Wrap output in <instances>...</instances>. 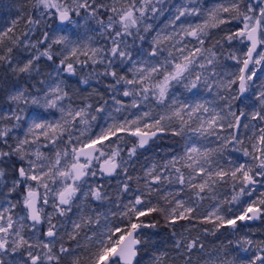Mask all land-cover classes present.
Here are the masks:
<instances>
[{"label":"snow or ice","instance_id":"snow-or-ice-1","mask_svg":"<svg viewBox=\"0 0 264 264\" xmlns=\"http://www.w3.org/2000/svg\"><path fill=\"white\" fill-rule=\"evenodd\" d=\"M157 4H163V0H111V3L98 0H35L32 12L26 19L28 31L23 33L22 39L16 37L11 28L0 32V45L6 47L5 54L0 55V62L6 63L18 75L33 78V73L39 75L41 72L39 64L42 59L54 61L59 56L63 58L59 59L55 68L58 78L64 74L77 75L78 66L80 70L103 67L102 72L95 74L111 78L112 82L105 86V90L110 93V99L115 105L114 112L120 114L127 109H136L138 113L131 119L127 116L118 119L110 111L106 119L112 122L106 127L97 125L100 130L93 133L90 121L97 119L96 115L91 114L93 105L85 100L83 107H73L71 104L65 106L63 102L69 98V94L63 86V80L57 79L54 86L49 84L46 91L43 87L36 89V95L27 88L13 87L8 98L19 111L0 116V120H15L13 128L19 127L20 122L24 121L27 132L23 139H18L12 146L7 144L12 128L0 129V139L9 148V151L0 150V164L11 162L14 158L15 178L8 192L23 191L17 203L0 211V264H61L64 256L72 257L70 264H141L142 256H148L150 264H167L168 252H175L184 260V264H192L193 252L204 250L199 237L188 240L181 235L177 238V233L173 231L170 237L172 247L160 251L161 244L167 241H154L153 237L160 233L148 231L157 229L159 221L146 218L159 214L169 228H174L180 221H188L191 225L196 218L199 201L205 199L204 194L210 193L215 199L216 186L226 184L229 180L232 181L233 195L223 203L243 205V197L251 202L241 207L238 215L229 209V215L226 216L221 202L217 200L213 211L202 216L201 222L213 224L215 231L225 225L238 230V226L244 225L246 221L264 218V192L257 199H252L258 186L264 188V126L259 127L258 135L254 132L253 137H249L254 141L249 151L243 147L244 141L240 136L241 128L250 127V124L242 123V118L248 114L240 110L237 115V111L233 110L234 102L243 104L246 94L255 84L256 66H264V0H226L207 10L202 23L185 26L181 23L183 17H199L202 12L197 0H188L176 8V14L169 20L174 31L158 33L153 37L150 52L145 53L140 49L134 56L128 40L132 38L133 44L137 38L145 40V36L140 33L143 31L147 34L153 30L152 24L146 23L150 14L154 18L164 11L163 8H157ZM82 10L89 18L96 20L105 45H86L85 51L69 35L64 34L77 35L79 20L74 17H79ZM104 14H107L106 22L102 18ZM49 19L58 20L56 28L49 26ZM233 21L237 22L236 30L230 32L224 40L230 47L233 42L240 45V49L229 52L226 57L236 62L238 73H225L229 79L214 82L227 93L221 97L225 101L224 107L217 110L215 107H206L205 103H185L171 94L176 84H183L190 93L198 89L201 82L205 87L212 88L213 85L208 83L210 76L205 74L208 66L212 67V76L220 73L216 72L218 54L212 48H204L205 40L210 38L208 30ZM16 23L13 21V25ZM57 32L60 34H55ZM187 38L194 39L199 46L189 48L183 44ZM6 42L11 43L12 47H7ZM169 43L171 47L165 55V46ZM181 44L183 46H178ZM217 44L220 42L217 41ZM54 46H61V51L54 52ZM14 48L23 49L15 66L12 56ZM245 48L242 55H237V51ZM81 56L84 59L81 60ZM70 59L72 62H69ZM197 67L200 71H196ZM40 83L43 85V81ZM80 83L88 84L89 80L83 79ZM259 88L260 91L254 93L259 108L251 113V120L264 122V83ZM41 92L42 96L39 94ZM124 98H129L130 102L125 103ZM99 99L103 100V97ZM29 105L34 108L26 117L24 113ZM107 105L108 101L104 100L95 108L96 113L105 112ZM40 108H57L61 117L56 121L48 120ZM142 108L147 110L141 112ZM77 125H83V130L78 129ZM251 127L255 129L256 126ZM218 130L228 131V136L221 137ZM74 131L78 132L75 136ZM169 131L172 136L191 133L183 154L173 155L163 164L154 163L147 168L145 176L150 179L145 181L146 191L137 189L139 194L133 195L126 203H116L117 210L112 211L110 216L103 215L102 224L100 213L95 217L81 216L78 222L73 221V231L68 234V238L77 241L76 249L60 243L63 239L60 236L62 225L53 223L54 218L65 217L72 212L80 196L85 199L91 197L94 201L107 198L102 184L94 187L88 184L90 177H97V166L99 176L103 178H113L123 172L125 179L120 184V191L128 194L132 192V177L128 175L129 161L137 155L138 149L145 148L159 135ZM65 136L70 147L57 149L54 158L38 149L29 150L41 138L56 146L64 142ZM193 136L197 140L216 136L222 140V146L217 149L203 147L192 141ZM126 138H135L136 141L127 151V160L121 155V144L126 143ZM232 144L241 145L234 151L242 153L250 162L238 163L225 170L218 161L213 160V153L221 152L223 147ZM184 170H187V175ZM6 176L5 169L0 168V179ZM197 179L199 183H196ZM165 181L179 184L181 191L187 187L193 191L195 199L184 200L177 198L179 193H165L154 203L149 197L159 195L160 189L155 185ZM85 186L88 187L87 191L83 190ZM18 206L24 215L14 217L13 210ZM49 206L52 211L46 212ZM28 222V230L33 234L47 224V230L42 233L45 239L37 237V242L33 243L31 237H26L24 230ZM93 224L95 229H92ZM85 228L90 229V234L85 233L84 243L80 244L78 237ZM208 231L204 229L206 234ZM58 243L60 247L56 251ZM236 245L233 251L237 255L231 261H220V264H264V241L258 246L244 236ZM33 249H37L35 254ZM21 250H24L26 258L17 260ZM81 251L86 255L77 254ZM5 256L11 259L5 261L2 258ZM207 264L216 262L209 260Z\"/></svg>","mask_w":264,"mask_h":264},{"label":"rangeland","instance_id":"rangeland-1","mask_svg":"<svg viewBox=\"0 0 264 264\" xmlns=\"http://www.w3.org/2000/svg\"><path fill=\"white\" fill-rule=\"evenodd\" d=\"M35 0H0V32H4L7 29H13L14 35L19 38H23V33L28 31V25L26 24V19L29 13L32 12V5ZM98 2L104 3H111V0H98ZM123 2V0H122ZM188 0H163V4H157V8H163V13L156 15L154 18L149 16V19L146 23H150L153 26V30L149 33L145 34L141 31V35L145 36V40L141 41L138 38L135 39V43L133 44V39L129 38L128 43L132 47L133 55H136L137 50L142 49L145 53L151 51V46L153 42V37H155L158 33L161 34H168L174 31L173 27L169 25V20L174 17L176 14V8L186 4ZM198 5L201 7L202 12L199 17L197 16H186L183 17L181 23H184L185 26L188 24H198L202 23L203 19L207 15V10L211 9L217 4L225 3L226 0H197ZM226 15V14H222ZM105 22L107 21V14H104L102 17ZM74 19L79 20V27L76 29L77 35H71V33H64L69 35L70 38L76 42L83 50L86 49V45H91L94 47H98L101 45H105V39L99 33V25L97 24L95 19L89 18L86 13L82 10L79 17H74ZM13 21H17L15 25H13ZM58 20L56 19H49L48 24L51 28H56L58 25ZM166 25H169L167 28ZM237 22L233 21L229 24L220 25L218 28H211L209 29V39L205 40L204 48H212L218 54V60L216 62V72L220 73L218 76H212V67L208 66L206 75H209L210 78L208 80L209 84H212V88L209 89L204 86L203 82L198 89H194L193 92H188L183 84H176L174 85L173 89L171 90V94L176 95L180 100L184 101L185 103H205V106L208 108L215 107L217 110L224 107L225 101L221 99L222 96L227 95V93L216 86V83L221 80L229 79L225 73L228 72H236L238 73V68L236 67V62L232 60L226 59L229 52L233 50L240 49V45L236 42H233L231 47L227 42H225L224 38L230 33L236 30ZM55 34H60L59 32ZM217 41L220 44H217ZM174 43V41H173ZM183 44H187L189 48L198 47L199 45L197 42L192 38H187L183 41ZM183 44L178 46H183ZM213 45H216L213 48ZM222 45V47H221ZM7 47H12L11 43L6 42ZM110 46V45H108ZM166 51L165 55L167 54V49L171 47V44L165 46ZM6 47L4 45H0V55L5 54ZM23 49H15L12 53L13 56V66H15L16 59L19 57L20 52ZM53 51L59 53L61 51V46H54ZM245 49L237 51V55H242V52H245ZM67 55V53H64ZM63 56H59L54 59V61H48L46 58L40 61V74L36 75L35 73L32 74L33 78H30L27 75L20 74L18 75L16 72H13L11 68L7 66L6 63L0 62V85L6 76H9L11 79L15 80L14 84L4 86L1 90V99H0V116L7 115L10 112L19 110L16 108V104L9 100V95L12 94V90L14 86H18L20 88H27L30 90L33 95H36V89H40L43 87V90L46 91L49 84L54 86V83L59 80H63V86L65 90L69 94V98L66 99L63 103L65 106L71 104L73 107H83V103L87 100V103H91L93 105V109L91 110L92 115H96V121H90L92 125V132L98 133L100 128L97 126L106 127L107 124L111 123L110 119H106L108 116V112H113V115H116L118 119H123L124 116H127L129 119L133 118L134 115L138 114L136 109H127L126 111L116 114L114 112V107L111 99L110 93L105 90V86L112 82L111 78H103L97 76L95 73L96 71L92 70L91 67H86L83 70L79 69L75 76H68L67 74L61 75L59 78L56 76L55 68L56 65L59 64V59H62ZM80 59H84L83 56ZM69 62H72L70 59ZM203 63L204 61H199ZM103 69V67H99V69ZM264 66H256L257 71V78L255 79V84L246 94V98L243 104H239L238 102H234L233 110L237 111V115H239V111L242 110L247 113L246 118H242L243 124H250L248 129L241 128L240 129V136L244 141L243 147L248 148L251 151V145L254 142L250 140L249 137H253V133L256 132L258 135V129L261 126H264V122L259 120H251V113L259 108V102L256 99L254 93L260 91L259 85L264 83V70H261ZM119 71V69H118ZM196 71H200L197 67ZM121 74H125L121 72ZM103 79L104 83L100 81ZM88 79V84L80 83L81 80ZM41 81H43V85H41ZM34 85V87H32ZM235 87V86H233ZM122 91V89H121ZM41 96L43 92L39 93ZM102 96L103 100H100L99 97ZM104 100L108 101V105L106 106V111L103 113H96L95 108L98 107L100 104L103 103ZM125 103H129V98H124ZM23 107V104H21ZM34 106L29 105L25 110V116L33 111ZM42 112L46 113V119L51 121L59 120L61 117V113L58 111L57 108H50V109H39ZM147 108H142L140 111H145ZM90 119V118H89ZM15 120H0V129L5 127L12 128V131L9 134L7 139V144L14 146L18 139L24 138V133L27 132V124L24 121L20 122V126L17 128H13L12 126L15 124ZM251 125H255V129L251 127ZM195 126V125H193ZM77 128L83 130V125H77ZM219 135L221 137H227L228 131H220L218 130ZM78 132L74 131L73 135H77ZM191 133L186 136H172L171 132L164 133L161 136L162 142L166 141L168 144L169 140H173V143L168 146L167 148L159 149L157 146L158 142L155 140L154 142L155 147L153 150L151 149L152 144L145 146L143 149L137 150V155L129 161V172L128 175L132 177L130 182V188L132 192L128 194H123L120 191V184L124 181L125 177L123 172L113 178H103L99 176L98 166H97V177L89 178L88 184L92 185L93 187L99 184L103 185V191L107 194V198L103 201H94L91 197L85 199L83 196H80L79 199L76 200L75 205L73 206V211L69 212L65 217H56L53 219V223H57L62 225L60 229V236L63 238L60 243H62L65 247L70 249L77 248V241L70 240L68 238V234H71L73 231L72 222L79 221L81 216H92L95 217L97 213L102 214L101 216V224L103 223V215H109L112 211H116V203H126L128 199L132 198L133 195L139 194L136 190L140 189L141 191H146L145 189V181L150 179L145 176V171L151 165L155 164H163L165 161L170 160L173 155H182L183 150ZM31 139V137H29ZM192 141L202 145L203 147L209 149H217L218 147L222 146V140L217 139L216 136H208L205 140L204 138H199L197 140L196 137H192ZM153 142V143H154ZM135 140L133 138H126V143H122L121 147L123 148V152L121 155L124 159H128L127 151L129 148L133 146ZM66 147H70L67 144V136L64 138V142L53 146L45 141L43 138L39 141L38 144L33 145L30 151H36L37 149L46 155L53 157L55 151L57 149L63 150ZM241 145L232 144L223 147V151L221 152H214L213 153V160L218 161L219 165L222 166L225 170H229L230 168L234 167L238 163H245L250 162L248 158L243 157L242 153L235 152L234 149L240 148ZM151 149V150H150ZM0 150L9 151V148L3 143L2 139H0ZM9 164L11 162H5L0 164V168H4L7 172V176L3 179H0V211L4 208L10 207V204H15L17 201L20 200V193L23 191L22 189L18 190L16 193L9 194L8 188L11 187V182L15 178L13 173V166L11 167ZM178 167L180 165H177ZM185 171V175H187V170ZM169 175H173L169 173ZM200 180L197 179L196 183H199ZM7 184L8 187H4ZM232 181L229 180L226 184H218L216 186V198H212L210 193H205V199L199 201V207L195 213V219L191 222V225L188 221H180L176 226L175 229H171L168 231H159V236L153 237L154 241H160L161 239L167 241V243L161 244L160 251H165L172 247L171 244V233L175 231L177 233V238L181 235L187 237L188 240L196 239L199 237V242L204 245L203 252L195 251L192 254V264H207L209 260L215 261L216 264H220V261H231L237 253L233 251L236 248V242L241 239V237L247 236L248 238L252 239L254 242L257 243L259 246L260 242L264 241V218L257 219L256 221L252 222L251 224H244L242 226H238V230H233L228 226L221 227L218 231H215L214 225L212 226H202L199 222L201 221V217L207 215L208 213L213 211V206L217 203V200L221 202V207L224 209L223 214L228 216L229 209L232 213H236L237 215L240 213L241 207H246L247 203H250L247 197H243L242 200L244 201L243 205L233 204L228 205L223 203L224 200H230L231 196L233 195L232 192ZM155 187L160 189L159 195H153L149 197L152 199L153 202H157L159 200V196L164 195L165 193H172L175 195L179 193L177 198L187 200L188 198L195 199L194 193L192 190L188 189L187 187L183 188L181 191V186L176 183L169 184L168 182H163L160 184L155 185ZM84 191L88 190V187L85 186ZM261 192H264V188L257 187L255 190V194L253 195L252 199L255 200L260 197ZM162 204L163 201H160ZM46 212H51L52 209L49 206L45 209ZM14 217L16 215H24V212L21 210V207L18 206L16 209L13 210ZM229 218H231L229 216ZM30 222L26 223L24 235L26 237H31L32 242H37V237L40 239H45L42 235L44 231L47 230V224H45L39 232L33 234L28 230ZM95 224L92 225V229H95ZM208 229V233L204 232V229ZM186 229H191L186 231ZM149 232H155L153 230H148ZM213 231H215V235H213ZM157 232V231H156ZM85 233L90 234V229L85 228L81 231L80 236L78 237V241L80 244H83V236ZM46 242V241H45ZM60 243L56 246V251H58L60 247ZM33 254L36 253L37 249H33ZM77 254L81 256H85V252H78ZM168 260L167 264H184V260L179 258L175 252H168ZM5 261L11 259L10 256L2 257ZM21 258H26L24 250H21V253L16 257L17 260ZM72 257L71 256H64L62 257L61 264H70ZM141 264H150L148 256H142ZM239 264V262H237Z\"/></svg>","mask_w":264,"mask_h":264},{"label":"trees","instance_id":"trees-1","mask_svg":"<svg viewBox=\"0 0 264 264\" xmlns=\"http://www.w3.org/2000/svg\"><path fill=\"white\" fill-rule=\"evenodd\" d=\"M91 69L92 70H94L92 67H91ZM94 71H96V72H102L103 71V69H99V68H96ZM100 81H102L103 83H104V81H103V79L101 78L100 79ZM15 83V80H13V79H11L9 76H6L5 78H3V80H2V82H1V85H0V99H1V90L3 89V87L4 86H8V85H11V84H14ZM0 104H1V102H0ZM157 141L158 142H161V143H157V146H158V148L160 149H165V148H167L168 146H170L172 143H173V140H169L168 141V144H167V142L166 141H163L162 142V139H161V136L159 137V138H157ZM156 142V141H155ZM154 142V146L151 148L152 150H153V148L155 147V143ZM15 163V160H14V158H13V161H11V164H9L11 167L13 166V164ZM13 168V167H12ZM146 219H151V220H157V221H159V227L157 228V229H151V230H153V231H157V232H159V231H170L171 229H175V227L174 228H169L166 224H165V222H164V220H163V217L162 216H160L159 214H153V216L152 217H149V218H146ZM202 226H207V225H209V226H212L213 224H211V223H202L201 221L199 222Z\"/></svg>","mask_w":264,"mask_h":264},{"label":"flooded vegetation","instance_id":"flooded-vegetation-1","mask_svg":"<svg viewBox=\"0 0 264 264\" xmlns=\"http://www.w3.org/2000/svg\"><path fill=\"white\" fill-rule=\"evenodd\" d=\"M162 135H163V134L159 135L157 138H159V137L162 136ZM157 138H156L155 140H157ZM133 139H134V138H133ZM134 140H135V139H134ZM155 140H154V141H155ZM154 141L150 142L149 145L151 146L152 144H154V143H153ZM135 142H136V141H135ZM153 146H154V145H152L151 148H152ZM150 150H151V149H150ZM98 171H99V169H98ZM108 179H109V178H108ZM247 224H251V223H247ZM263 226H264V224H263Z\"/></svg>","mask_w":264,"mask_h":264},{"label":"water","instance_id":"water-1","mask_svg":"<svg viewBox=\"0 0 264 264\" xmlns=\"http://www.w3.org/2000/svg\"><path fill=\"white\" fill-rule=\"evenodd\" d=\"M242 66V65H241ZM135 139V138H134ZM257 219H255V220H253V221H246V222H244V224H247V223H252V222H254V221H256ZM263 230H264V226H263Z\"/></svg>","mask_w":264,"mask_h":264}]
</instances>
